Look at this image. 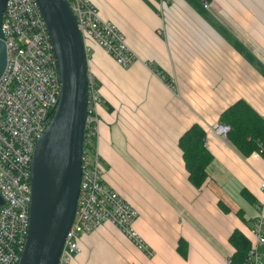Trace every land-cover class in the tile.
Returning <instances> with one entry per match:
<instances>
[{
    "label": "crops",
    "instance_id": "obj_1",
    "mask_svg": "<svg viewBox=\"0 0 264 264\" xmlns=\"http://www.w3.org/2000/svg\"><path fill=\"white\" fill-rule=\"evenodd\" d=\"M92 1L138 55L123 66L90 40L104 179L139 209L135 227L153 253L107 221L80 236L70 264H232L231 234L253 242L264 216V155L242 153L213 125L240 99L264 107V0ZM194 123L212 153L200 186L180 145Z\"/></svg>",
    "mask_w": 264,
    "mask_h": 264
},
{
    "label": "built area",
    "instance_id": "obj_2",
    "mask_svg": "<svg viewBox=\"0 0 264 264\" xmlns=\"http://www.w3.org/2000/svg\"><path fill=\"white\" fill-rule=\"evenodd\" d=\"M165 2L166 0H161ZM83 33L90 57V40L99 43L121 65L138 58L125 32L101 15L92 0H68ZM206 6L209 5L205 2ZM2 29L8 49L0 77V264H18L30 225L32 201L31 160L36 144L51 122L62 92L58 59L47 21L37 0H7ZM100 83L89 65L88 114L82 154V180L77 209L58 264H70L80 251V236L104 222L116 224L140 248L153 249L135 227L139 209L104 179L98 148ZM264 118V107L261 111ZM214 130L229 139L231 125L216 122ZM205 145L209 141L205 139ZM262 147L259 153H263ZM263 155V154H262ZM264 189V181L261 183ZM264 209V200L258 204ZM248 264H264V216L254 221ZM232 263V256L228 258Z\"/></svg>",
    "mask_w": 264,
    "mask_h": 264
},
{
    "label": "water",
    "instance_id": "obj_3",
    "mask_svg": "<svg viewBox=\"0 0 264 264\" xmlns=\"http://www.w3.org/2000/svg\"><path fill=\"white\" fill-rule=\"evenodd\" d=\"M6 1L0 0V77L8 61L2 29ZM37 1L54 43L62 92L31 160L30 225L18 264H58L81 187L89 62L83 33L68 0Z\"/></svg>",
    "mask_w": 264,
    "mask_h": 264
},
{
    "label": "trees",
    "instance_id": "obj_4",
    "mask_svg": "<svg viewBox=\"0 0 264 264\" xmlns=\"http://www.w3.org/2000/svg\"><path fill=\"white\" fill-rule=\"evenodd\" d=\"M221 120L231 125L229 139L242 153L248 155L264 148V118L247 100L240 99L227 107L221 114ZM205 139L206 130L199 123H194L180 138L190 179L198 186L207 178V165L212 157ZM230 240L235 246L232 264H248L251 239L242 230L235 229Z\"/></svg>",
    "mask_w": 264,
    "mask_h": 264
}]
</instances>
